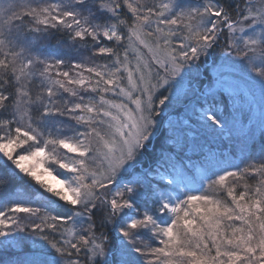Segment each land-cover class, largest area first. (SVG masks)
I'll return each instance as SVG.
<instances>
[{"label":"snow or ice","instance_id":"snow-or-ice-1","mask_svg":"<svg viewBox=\"0 0 264 264\" xmlns=\"http://www.w3.org/2000/svg\"><path fill=\"white\" fill-rule=\"evenodd\" d=\"M237 67L264 140V0H0V264H264Z\"/></svg>","mask_w":264,"mask_h":264},{"label":"trees","instance_id":"trees-1","mask_svg":"<svg viewBox=\"0 0 264 264\" xmlns=\"http://www.w3.org/2000/svg\"><path fill=\"white\" fill-rule=\"evenodd\" d=\"M58 39H59V36H54L51 38V40L49 41V44L46 46L47 50L44 52V55H52V54H55L56 52H63V53L68 52V49H66L63 46V44L57 46V40ZM73 55H75V53H73ZM85 55H86V53H85ZM219 55H221L220 50L216 49L215 52L213 53V56L209 58V63H211V61ZM97 62H103V61H97ZM240 93L243 94L245 97V100H247L251 104V109H252L251 117H252V119H251L249 125L252 124V126L254 128L258 129V127H260L259 126V124H260L259 118H258L259 106L257 105L255 98L252 96V93L250 95V98H248L245 93H243V92H240ZM253 130L254 129L252 128V131ZM216 147L219 149V152H224V154L226 156H229V158L233 162L238 163L239 160L242 158V153L240 151L241 145L240 144H232L227 140V138H225V141L223 144H218ZM262 147H264V140H262V138H261L260 131H258L257 134L254 132V137L248 141V149L247 150L251 154H256ZM219 152H218V154H219ZM207 171L208 170L204 169V168H200V169L195 170V175L197 176V179L207 175ZM33 239H35V238H33ZM0 240H3V238H0ZM28 244H29V246H31L30 241L28 242ZM18 251H19V249L15 246H9V245L0 246V262H7L11 259H15L16 253Z\"/></svg>","mask_w":264,"mask_h":264},{"label":"rangeland","instance_id":"rangeland-1","mask_svg":"<svg viewBox=\"0 0 264 264\" xmlns=\"http://www.w3.org/2000/svg\"><path fill=\"white\" fill-rule=\"evenodd\" d=\"M209 69H210L209 72H211V68H209ZM232 75H233V79L238 84V91L245 93L248 98H250V95L252 93V96L255 98V101H256L257 105L259 106V103H260L259 89L257 87H253L250 83L247 82V77L245 76L243 70L240 69L239 67H237L236 69L233 70ZM258 118H259V123H260V112L258 114ZM249 126L254 129L253 133L255 132L257 134L258 131H260V127H258V129H256L252 126V124ZM259 126H260V124H259ZM244 131H245V133H247V129H245ZM237 135L239 136L240 133H237ZM253 137H254V135H253Z\"/></svg>","mask_w":264,"mask_h":264}]
</instances>
